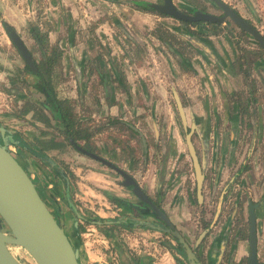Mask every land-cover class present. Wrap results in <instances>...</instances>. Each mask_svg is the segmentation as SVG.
Returning <instances> with one entry per match:
<instances>
[{
    "label": "crops",
    "instance_id": "crops-1",
    "mask_svg": "<svg viewBox=\"0 0 264 264\" xmlns=\"http://www.w3.org/2000/svg\"><path fill=\"white\" fill-rule=\"evenodd\" d=\"M2 1L4 0H0V7H2ZM69 1L49 0L43 6L42 0L39 10L41 16L34 22L32 11L35 9L36 2L26 0L25 7L32 10L30 18L24 20L28 25V32L37 40L41 55L46 47V45L43 46V34L46 42L51 34L57 36L56 44L65 59V67H69L74 73L76 87L83 89L85 85V82L82 83L83 72L88 73L86 77L88 75L90 84L95 88L94 96L87 98L89 105L93 104L90 117L94 121V127L97 125L99 128L98 124L102 120L104 121L108 116L113 117L120 126L136 135L140 144L139 154H137V147L133 143L130 144L137 156L113 162L121 168H128L126 169L128 173L150 199L158 203L177 227L184 232L188 231L186 227L196 225V223L195 225L187 224L191 203L201 201L205 205L216 188L219 189L218 191L222 190L218 187L225 176V168L218 159L221 144L219 127L224 125L227 126H223L225 130L226 128L230 130L235 116L238 117L236 108L227 97L228 92L236 86V81L239 79L233 65L234 49L230 44L228 48L219 36L194 33L186 26L180 27L174 24L169 31L174 33L177 44L172 41L171 49L165 51L161 42V38H164L163 33L166 31L160 25L162 16L150 14L124 0H88L93 7L101 10V14L95 15L90 21L92 24L86 29L79 10L75 7L76 2L71 0V6H68ZM236 1L238 6V0ZM240 1L242 3L237 13L247 20L251 15H257L261 19L260 24L263 25L260 27H264V0ZM14 4L12 2L11 6H15ZM99 15L100 18H98ZM129 26L132 29H128ZM254 26L264 37V32L255 23ZM107 36L109 39L112 38L119 47L105 46ZM26 49L32 64L35 68L38 67L33 53L27 46ZM86 53H88L87 56ZM87 58H90V62ZM0 61L3 65L5 63L9 65L4 60ZM24 63L27 62L24 61ZM32 69L29 67L30 75L37 78ZM0 77H5L2 70H0ZM6 81L9 82L10 79ZM166 88L171 93L172 88L175 89L180 100L181 96L183 97L185 103L183 104L182 100L181 103L187 124L192 122L194 124L192 142L204 173L201 199H197L193 177L185 173L180 175L171 157L174 153L173 147L178 149L179 140L178 130L170 128L168 118H171V113L170 105L167 104ZM6 91L11 94L16 93L10 86ZM76 104L82 105L81 97L77 99ZM164 119L168 120L167 125ZM103 121L101 125L104 124ZM105 131L101 126L96 134L104 137L107 134ZM138 132L142 134L145 146L142 145ZM45 136L50 134L47 133ZM49 139H46L47 143ZM202 139L205 141L202 142ZM106 141V144L111 143L112 139L107 138ZM150 144L153 149H156L155 152L150 149ZM107 149V152L103 151L106 152L105 156L108 155L113 160L120 158L122 151L117 146L110 144ZM53 151L54 149L50 147L46 152L54 155L56 152ZM136 159L139 162H136ZM140 164L146 166V170L142 173H139V169H131L139 168ZM106 178L105 174L96 170L80 176L77 182V190L82 191L80 199L84 202V206L94 211L105 223L104 227H101L105 233L103 234V231H101L102 234L100 233L102 246L98 249V245L94 244L86 248L83 254L84 264H98L108 259V253L111 254L108 248L113 250V254L118 250V254L116 252L115 254L120 261H128L129 258L125 244L123 245L119 239L120 233L118 232V235L117 232L110 231L120 222L114 216L116 203L113 199H122L129 207L138 205L127 188L114 184L115 178L113 180ZM189 182L193 185L191 186ZM255 214L257 217L256 255L260 261H264V220L262 219L264 212L259 211L257 206ZM229 226L227 227L225 222L219 219L205 238L207 242H205L207 244L205 249L218 238L221 252L217 251V256L224 254L229 240L226 236L232 232L231 224ZM143 234L145 233L141 232V235ZM71 235L73 237V232ZM186 235H188L187 232ZM198 251L200 254L201 247ZM246 251L245 240H237L233 259H231L233 264L240 262L246 256ZM207 255L208 253L206 258ZM158 257L154 264H173L163 248ZM214 261L213 264H228V262L224 263L220 257ZM206 264H211L209 258L206 259Z\"/></svg>",
    "mask_w": 264,
    "mask_h": 264
},
{
    "label": "flooded vegetation",
    "instance_id": "flooded-vegetation-1",
    "mask_svg": "<svg viewBox=\"0 0 264 264\" xmlns=\"http://www.w3.org/2000/svg\"><path fill=\"white\" fill-rule=\"evenodd\" d=\"M171 1L177 10H179L180 12L188 16H191L192 12L195 10H199L201 12L212 14L215 16H220L222 14V12H220V14H215L208 7H203V4H197L194 2L191 3L186 0H179L177 1L178 3L177 4L175 3V0H171ZM206 1L208 3H212L209 0H206ZM124 2L132 4V6H135V7L137 6L146 11L147 10L155 11L156 14L163 16V17H170L172 20L175 21V24H179L180 27L186 26V28L193 31L194 33L199 32L200 34L204 33L209 36H215V37L219 36L220 38H222V40L225 39V37L224 35H221V33H219L218 30H220L223 27L227 29L231 25V27L237 29L238 31L235 33V35L241 36L243 38L241 39V41L242 40L244 41L246 39L247 43L249 42V39L247 37L245 38V35L247 36H250V35L244 30L237 27L234 23H232L228 17L223 19V21H221L220 23L213 22L217 24V27L214 30H210V26L206 22H212V21L194 20L192 22H188L185 19H177L173 16L159 13L155 9L150 7V4H153V3L160 4L162 0H124ZM242 18L250 23V21L247 20L246 18L244 17ZM195 22H198V23L200 22V23L195 24ZM3 25L6 27L4 22H3ZM7 27L13 30L10 26H7ZM233 28H229V29H233ZM167 29H165L166 31L165 33H163V37L165 38V40L164 38H161L160 36V38L162 39L161 42H163L162 44H163V48L165 51H167V49H171L170 44L172 41H174L177 44L174 33L172 34L169 31V29L171 28H167ZM5 31H6V28H5ZM17 35L22 41L21 36L19 34ZM7 36H8V32H7ZM252 41L254 40L252 39ZM227 42L228 44H230L229 41ZM10 43L15 47V45L13 44L11 40H10ZM22 43L24 44L23 41ZM254 43L256 42L254 41ZM178 47H180V45ZM227 47L229 48L230 46L227 45ZM15 49L17 50L19 56L21 57L23 61V64H22L23 67L27 71H29L30 66L27 63L26 64L24 63L25 61L24 58L20 55L16 47ZM259 49L264 51L260 47ZM245 50L247 51V53H245V56L243 55L244 53L243 50L242 51L240 50L241 54H238V55L236 52L237 49H234V52H233V59L236 58V60L234 59L233 61V65L236 69V73H237L236 75H238L237 77L239 78L238 80L240 81V85L239 87L236 85L231 91H229L227 97L237 94V102L232 101V104L236 108L238 117L235 116L234 122H232V127L230 128V130L227 128L225 130L224 127H227V126H224V125L219 127L220 128L219 137L221 139V144H220V149L218 151L220 158L218 157V159L219 161H221V163L223 164L225 168V176L223 180H221L220 190L221 189L222 190L219 191L218 193L217 201L215 202L214 210L210 218L205 216V213H203L204 215L201 213L200 216L197 217L195 228L193 227L190 228V229L192 228L197 229V232L195 236L193 237V240H191L189 236L186 235V233H184L183 229H180L171 221L168 214L162 208H160V206H158V203H154L150 199V197L147 195L148 198L161 211H163L166 214L169 221L173 224V227L180 233V235L184 238L185 242L192 249L199 264H206L207 258H209V261L211 262V264H213L215 262L214 260L217 257L218 259L220 257L224 263L228 262V264L229 263L233 264L231 259H233L232 257H233V253L235 250L237 240H240V239L245 240L246 250H247L248 202H250L251 204H254V209H253L254 211L257 209V206H258L259 211L264 212V188L262 189L261 193L257 191L258 186H260V183L264 184V174L262 175L256 172V169L254 166V161L256 159L255 154H253L251 158V163H252L251 165H250V161L248 160L247 154H244L242 159H234V155H233L237 146L239 145L238 137L239 135L243 134L241 125H242V115H245V113L248 118L247 126L250 127L252 131L251 138L253 139L254 136L258 138L262 136L261 129H260L262 125L260 124L261 123L260 120L262 117L264 118V114L261 115L260 111L262 110V112L264 113V96L262 97L260 101H258V104H257L255 95H258L260 93V90L261 92L263 91L264 93V76L261 74L260 70H258L259 75L256 77L255 76L256 74L254 75L251 73L252 72L251 69L252 67L253 68L255 67L254 66L255 63H252L253 66L249 67V65H247L245 62V59L248 57V54L250 55L251 53H256V50L251 49L250 46L245 47ZM56 54L58 53L56 52ZM257 57L261 59L260 61L264 60L263 58L264 55L262 57L261 54L258 55L257 53ZM49 59L50 60L52 59L51 61L53 62L54 55L48 52H44L43 53V69H42L43 74L41 73L40 68L38 67L35 68L34 65H33V69L30 67V69L35 71L34 74H36V76L39 79L38 80L39 84L36 86L33 85V88H35L36 90H38V92L43 94V100H41L38 103V106H39L38 112L35 110V108H32L30 106L27 107V105H25V102L30 103L31 101L30 99L20 98L17 100V98L22 96V94L12 93L13 99H11L10 97L11 107L14 110H16L19 104L24 105L25 107L22 108L23 110L20 111L19 113L20 115L13 114L12 112H8V113L4 112V114L0 113L1 116H5L9 120L7 124L0 122V126L3 128V131H0V144L4 143L6 145L11 155L15 158V160L24 169L26 174L30 177L39 196L44 201H46V203L50 202L52 206L47 204V207L49 208V210L51 211V213L53 214L55 218L60 217L62 219L63 230H64L67 220L61 211L62 205L68 208L70 212L72 213V215L78 220V223L75 222V220L71 222L72 230L75 229L77 226L82 227L81 226L82 224L80 223H85V224H89L90 226H92L91 228H88V230H90L89 234L92 235L97 230H99L100 232L103 231V234H104L105 232L103 228L102 230L101 228L99 229L101 225H103L104 227V224H105L103 222L104 220L100 216H98L94 211H91L90 209H88V207H80L79 205L75 207L74 206L75 202H73L72 200L75 198L80 199V197H82L81 190H76V192L74 190V188L77 187V182H78L79 177L85 176L87 173H89V171L94 172L96 171V169L92 168V166H90L89 164L85 165L83 168H80V166H82L81 164H79V166L72 167V165H68L69 163H67V161L64 160L65 159L64 156H59V154L62 153V151L66 149L68 154L70 153L71 155H73V157L84 158L85 160L91 159V160L100 162L99 160H96L89 154V153H94L98 155L94 148V144H95L94 143V136H95L94 130L97 128V125L94 127V121L91 120L90 115L82 119H79L78 116H76L75 114L76 112H78V108H79V106L76 104L77 99L80 97L81 98L85 97L86 93H88L87 98L90 99V96L93 97L95 94V88L89 87L87 90H85L84 87H82L83 89L76 87L78 91L81 90L80 91L81 94L78 93L77 90L74 89L78 93L77 96H75L76 94L74 95L75 97L70 95V96H66L65 98L61 95H58L57 93H55L56 90H54V87L52 85V79H50V76H49V73L53 67L52 62H49ZM258 65L261 66L262 69H264L263 61L262 63L259 62ZM14 78L15 77H13V75H12V78L11 77L9 78L10 79L9 82L13 85H15V82H16ZM247 78H249L250 80H248ZM259 82H260V86H258ZM14 87H12L11 90L15 89ZM30 87L31 86H29L28 88ZM47 88L51 91L54 98L60 101H64V104L69 107L70 117H71V122H72V125L70 128L64 125L63 121L61 122V120L55 115L54 111L50 108L51 104H50L49 96H48L50 91L49 90L47 91ZM3 91H0V92H3ZM69 91H71V89H69ZM171 96H172V93H171ZM1 97L3 99L4 98L6 99L7 95H3V93H0V98ZM242 97L244 99L240 100L239 98H242ZM69 99H72V100L70 101ZM172 99H173V96H172ZM181 100L184 104L185 101L182 96H181ZM242 101H244L243 105L241 103ZM249 103H251V105L253 104V106H250ZM80 109H83V108L81 107ZM176 113H177V109H176ZM28 114H30L31 116L35 115L33 117L36 118L37 121H35L34 124L39 125L38 128L36 129L31 128V127L28 128V127H25V123H22L23 119L21 117L23 116L27 117L26 115ZM177 116H178V113H177ZM178 121H179V126L182 129L179 116H178ZM101 122L98 124V127L102 126L106 130L105 132L107 134L103 138L105 140L107 139V137L111 139L112 131L114 132V131H118L119 129L120 130L122 129L121 126H119L118 121H116L113 117L108 116L107 118H105L103 121L104 122L103 125H101ZM46 125L52 128L54 127L53 128L54 130L46 129L45 127ZM47 130L48 131L51 130V133L54 135L52 137L56 136L54 140L53 138H50L49 143H47V140H43V135L47 133L50 134V132H48ZM79 133L82 135V137H79L80 135ZM184 134L185 133H183V140H184ZM193 136L194 135L192 132L191 141H192ZM201 141L204 142L205 139H202ZM252 142L253 140H250L247 146L248 148L250 147L249 148L250 150L254 151V150L260 149V147H256L252 145L251 144ZM184 144H185V140H184ZM262 144H263L262 152L264 153V137L262 138ZM47 146L48 148L51 147L52 149H54L53 152H56L55 155H58V157L60 158L59 162L56 160H53L50 154L46 152L48 149V148L46 149ZM80 149H83L85 152L81 151ZM103 159L109 161L113 165L117 166L118 168L128 173L126 169L121 168L120 166L113 163L112 161L106 158H103ZM198 161L199 163H201L199 159ZM81 163H83V161ZM190 165H191V160H190ZM67 168H71V169L69 170ZM248 168L252 169V170L249 169V171L251 174V179L253 180V183H252L253 185L247 188L248 196H244L245 194H243V197H242V194H241L242 188H243L242 186L244 184L243 172L245 173L248 170ZM191 170H192V165H191ZM250 174H247V175L249 176ZM74 179H75L76 186L73 184ZM203 179H204V173H203ZM86 186H89V185H86ZM194 187H195V183H194ZM125 188L130 190L129 187H125ZM130 193L133 196L138 206L129 207L125 202H123L122 199H119L121 204L120 205L118 204L115 206L114 216H115V219L119 220L120 222H118L114 226V228H111L110 230L113 233L117 232L118 235L120 233L119 239L123 242V245L125 244L127 248V249L125 248V250L128 253V257H129L128 261L127 260L120 261L117 256L118 250L114 248L117 254H115V252L113 254L112 253L113 250H111L110 248L108 251H111V254L108 253V259H106L107 260L106 264H154L159 259L158 256L160 255L162 248L164 249V251H166L168 256L171 258L173 264H188L184 251H183V247L170 234L169 232L170 229L168 228V226L161 219H159L158 216L155 215L150 210V208L146 206V204L140 203L139 200L135 198V196L132 194L131 191ZM257 193L258 195H256ZM251 194H255L257 196L256 199L255 198L253 199L251 197ZM201 195H202V192H201ZM230 196H232V200L231 202L229 201L226 204L227 206L231 205L230 206L231 210L228 213L226 212V215L228 214L227 216H224L223 215L224 210L227 209L226 206L224 205L225 204L224 200L225 198H227L228 200L231 199ZM242 198H244L243 201H242ZM67 200H69L72 203L75 210H72V208L68 205ZM51 207H53L54 212L51 210ZM77 213L78 214L82 213L80 214L82 218H80L77 215ZM83 213H87L85 217ZM240 214L241 216L242 214L244 215V220H243L244 222L238 221V219H240L239 218ZM58 215L60 216L58 217ZM219 219H224L223 221L225 222L227 227H230L229 224H231L232 232L228 236H226L229 238L226 251L223 252L224 254L222 255L219 254L217 256V251L221 249V246L218 245V238L214 239V241L211 242L209 248L207 249H205L207 246L206 244L207 242L205 241L206 240L205 238L211 232V229L213 228V226ZM95 220H99L101 221V223L96 224L93 222ZM196 226L197 227L200 226V228L198 227L199 228L198 229ZM256 226H257V220H256ZM141 232H144L145 234L141 235ZM202 232L204 233L201 236L200 234ZM10 246L11 245L7 246V248L9 252L13 255V257L18 261L19 264H25L23 260H21L16 254H14L11 251ZM200 247L202 251L199 254L198 248ZM219 252H221V250ZM207 253L208 255L206 258ZM79 261H81L82 263V260H79ZM234 264H247L246 256L242 258L240 262L234 263Z\"/></svg>",
    "mask_w": 264,
    "mask_h": 264
},
{
    "label": "rangeland",
    "instance_id": "rangeland-1",
    "mask_svg": "<svg viewBox=\"0 0 264 264\" xmlns=\"http://www.w3.org/2000/svg\"><path fill=\"white\" fill-rule=\"evenodd\" d=\"M25 1L26 0H4L1 3L2 7H0V60H4L5 62H7L9 65H7L6 63L3 65L2 62L0 61V70L4 71V75L5 77H0V93H3V95H7L6 99L4 98H0V113H8V112H12L13 114H19L21 110H23L22 108H24V105H20L16 108V110H14L11 107V99H13V94L8 93L6 91L7 87L10 86V88L14 87L16 93L18 94H22V96H18L22 99H30V103L25 102V105L30 106L32 108H35V110L38 112V103L43 100V94H41L40 92H38V90H36L35 88H33V85H38L39 84V79L38 77L36 78L35 76L30 75V72L27 71L24 67H23V61L21 59V57L19 56L17 50L15 49V47L10 43V40L7 36V32L5 31V26L3 25V22L6 26H10L13 30H15L17 32V34H19L22 38V41L25 43V45L27 46V48L29 49V51L31 53H33V58L36 61L38 67L41 69V73L43 74V55L40 54L41 49L38 48V43L37 40L35 38H32L30 35V32H28V25L26 24V22H24L25 19H29L30 18V11H32L31 9L29 10V8L25 7ZM49 0H43V6L45 5V2H47ZM76 2L75 7L79 10L80 13V18L82 19V21L84 22L85 27L84 28H88V26L90 24H92L90 21L93 20L92 18L95 17V15L97 14H101V10L99 8H96L95 6L93 7L92 3L89 2L88 0H74ZM177 1L179 0H175V3H177ZM188 2L191 3H197V4H203V7H208L211 11H213L215 14H220L221 10L219 8H217L216 6L213 5V3H208L206 0H186ZM223 2H225L227 5H229L232 9H234L236 12L240 9L241 7V1L238 0V6H237V1L236 0H222ZM14 2L15 6H11V3ZM36 2V6L34 11H32V21L35 22L36 18L41 16V13L39 14V10L41 8V2L42 0H35ZM200 2V3H199ZM202 2V3H201ZM70 3L68 6H71V0L68 2ZM178 4V3H177ZM207 4V5H206ZM240 4V5H239ZM132 5V4H130ZM129 7H132L130 6ZM14 7V8H13ZM129 11L131 12L130 8ZM148 12H150V14L153 15H158L156 14L155 11L152 10H147ZM60 12V11H59ZM245 15V14H244ZM246 17V16H245ZM100 18V15L99 17ZM249 21L251 24L257 25L258 28H260L263 32H264V27H260V25H262V23L260 24V20L258 18V16H254L251 15L249 18ZM253 20V22L251 20ZM160 21L162 23H160L161 26H163L165 29L167 28H172V26H174L175 21L172 20L170 17H160ZM179 26V24H178ZM263 26V25H262ZM113 28V27H112ZM128 29H132L131 26L127 27ZM229 28H233L230 27ZM225 29L224 27L221 28L219 31V33H221V35H224L225 39H223V42L228 45V42H230L231 47H233V49H237V55L241 54V51L243 50V55L245 56V53H247V51L245 50V47H249L251 49L256 50V53H251L250 55L248 54V57L245 59V62L247 65L253 66L252 63L254 64V68L252 67V74H256L255 76L257 77L259 75V71L261 72V74L264 76V69L261 68V66L258 65V63H264V60L260 61L261 59L259 57H257V53L258 55L261 54V56L263 57L264 55V51H262L261 49H259V46L254 43V41H252L250 36L245 35V38L247 37L249 39V42L247 43L246 39L243 41H241V39H243L241 36H236L235 33L238 32L237 29L233 28V29ZM114 32V29H113ZM223 33V34H222ZM58 38L55 35L51 34V37L49 38L48 42H46V47L43 49L44 52H48V53H52L54 55V59L52 62V69L49 73L50 79H52V85L54 87L55 93H57L58 95H61L63 97L66 98V96H77L78 93L81 94V92L78 91V89L75 86V82H74V73L73 71H71L69 69V67H65V59L63 58L62 54H61V50H59L58 45L56 43H58ZM104 40V39H103ZM106 43L105 46H114L115 48H118L119 46L115 44V42L113 41L112 38H108V36L106 37ZM104 40V41H105ZM50 41V42H49ZM111 42V43H109ZM103 46V45H101ZM245 46V47H244ZM241 50V51H240ZM258 51V52H257ZM56 52L58 54H56ZM56 54V55H55ZM235 54V53H234ZM88 55V53H86V56ZM232 58V57H231ZM264 58V57H263ZM14 59L12 62L11 60ZM88 62H90V58H87ZM236 60V58H234ZM233 59V61H234ZM16 61V63H15ZM17 64V65H16ZM88 64V63H87ZM83 78L85 82L84 88L85 90H87L89 87H93L92 84H90L89 82V77L86 74L88 73H84L83 72ZM15 77L14 79L16 80L15 85L9 84L8 81H6L8 78H12ZM250 76V75H248ZM250 78V77H249ZM249 78H247L248 80H250ZM263 80V79H262ZM236 85L239 87L240 85V81L237 80L236 81ZM29 86H31L30 88H28ZM258 86H260V82L258 83ZM69 89H71V91H69ZM77 90V92L75 90ZM8 93V94H7ZM76 94V95H75ZM75 95V96H74ZM88 93H86L85 97H82V105L79 104V108H78V112H76V116H78L79 119H82L86 116L90 115V111L91 108L93 107V104H91V106L89 105V101L87 99ZM166 96L168 99V105H170V113H171V118L169 119V124H170V128H174L178 130V149L177 147H173V151L174 153L171 155L172 159H174L173 162H175L176 167H177V171L180 175H182L183 173H185V175H190L191 177H193V173L191 170V165H190V160L189 157L187 155L186 152V148H185V144H184V140H183V130L180 128L179 126V121H178V116L176 113V109H175V104L173 102L172 96H171V92L167 90L166 88ZM264 96L263 91L258 95H255V99L257 100V104L258 101H260L262 99V97ZM11 97V99H10ZM229 102L232 101H236L237 102V94L236 95H231L228 97ZM240 100H243L244 98H239ZM70 101L72 99H69ZM242 101V105H243ZM250 102V101H249ZM250 106H253V104L251 105V103H249ZM83 109H80V108ZM171 110H173L171 112ZM260 114L263 115L264 113L262 112V110L260 111ZM20 115V114H19ZM27 117H21L22 123H25V127H31V128H38L39 125H35L34 122L37 121L36 118H34L33 116H31L30 114L26 115ZM261 117V116H260ZM247 115L245 113V115H242V132L243 134L239 135V145L237 146L235 152H234V159H242L244 154L248 155V160L250 161V165L251 163V158L253 156V154H255V161H254V166L256 169L257 173L260 174H264V153L262 152V138L264 137V118H261V125L262 127L261 129V137H256L254 136V138H251V128L247 126ZM21 121V120H20ZM167 121V122H166ZM0 122L7 124L9 122L8 118L5 116H1L0 115ZM165 124L167 125L168 120L164 119ZM221 122V120L219 121ZM21 123V124H22ZM120 126V124H119ZM43 127V126H42ZM46 129H52L54 130L52 127L50 126H45ZM116 127V126H115ZM121 130L119 129L118 131H112V135H111V139H113L111 141V143H107L106 144V140L103 139L104 137L101 135H97L96 132L97 130L99 131V128H96L97 130H94V148L95 151L98 155H100V157L102 158H106L110 161H121L122 158L126 157H133V156H137L136 154H134V149H132V147H130V144L133 143V145H135L137 147V154H139V142H138V138L136 137V135H133L132 133H130V131L127 128H124L121 126ZM48 131V130H47ZM50 132V136H43V140L53 138V140L56 138L52 137L54 136L51 133V130L48 131ZM122 135V136H120ZM108 138V137H107ZM137 138V139H136ZM110 139V138H109ZM250 140H253V142L251 143L252 145L256 146V147H260V149L257 150H250L247 146L250 142ZM110 144L112 146H117L119 148L120 151H122V153L120 154V158L113 160L110 156H105V153L107 152V148H109ZM107 145V146H106ZM250 145V146H252ZM150 149L155 152L156 149H153L152 145L150 144ZM106 152H103V151ZM50 154V153H49ZM51 158L53 160H56L59 162V157L58 155H51ZM59 156H64V160L67 161V163H69L68 165H72V167L74 166H79V164H81L82 166H80V168H83L85 165L89 164L90 166H92V168L96 169L97 171H100L101 173L105 174V177H107L106 179H112L115 178L113 180L114 184H119L121 177L115 172L113 171L111 168L101 164L98 161H94V160H85L84 158H78V157H73V155H71L70 153L68 154V152L65 150L62 151V153L59 154ZM79 160V161H77ZM83 161V163H81ZM136 162H139L136 159ZM115 163V162H113ZM141 166H139V168H131V169H139V173H142L143 171L146 170V166H144L143 164H140ZM258 167V168H257ZM252 168V167H251ZM248 168V170L244 173L243 172V176H244V184H243V188H242V197L243 194H245L244 196H248V189L249 187H251L253 184V180L251 179V174ZM67 169H71V168H67ZM124 169H128V168H124ZM130 169V168H129ZM252 170V169H251ZM78 171V170H76ZM130 171V170H129ZM83 172V171H82ZM81 172V173H82ZM247 174H250L249 176ZM190 183V182H189ZM188 183V184H189ZM193 183H194V178H193ZM193 183H190V185L192 186ZM203 183V182H202ZM73 184L76 186L75 184V179ZM85 185V184H84ZM120 185V184H119ZM91 186V185H90ZM221 188V187H218ZM264 188V184L260 183V186H258L257 191L259 193H261L262 189ZM75 192L77 190V187L74 188ZM128 190V189H127ZM219 189H215V191L213 192V195L210 197V199L208 200V202L204 205L203 202L200 201V203L194 202L191 203L192 207L191 209H189V219H187V224L188 223H193V225H195L196 221H197V217L200 216V214L205 213L207 215L208 218H210L213 210H214V205L215 202L217 201V196H218V191ZM129 194L130 190H128ZM207 192V191H206ZM258 195V193L256 194ZM255 194H251V197L254 199H256ZM231 199H227L225 198L224 202H225V206H226V210H224L223 215H226V212L228 213L231 209L230 206H227V202H231L232 200V196H230ZM244 198H242L243 201ZM73 202H75L74 206L76 207L77 205H79L80 207H85L84 206V202L81 201V199L75 198L72 199ZM48 205H51L50 202H47ZM52 206V205H51ZM190 208V207H189ZM51 210L54 212L53 207H51ZM63 215L65 216L67 222L66 225L64 227V231L66 233V235L68 236L69 239H71L72 244L74 245L75 248H77L78 250V258L79 260H82V263L80 261L81 264H84V258H83V254L86 252V248L92 247V245L96 244L98 245L97 248L99 249L100 246H102L101 242H100V238H101V234L102 232H100L99 230H97L95 233L88 234L90 230H88V228H91L92 226H90L89 224H85V223H80L82 224V231H80L77 235L78 237V241L72 237V232L73 230L71 229V222L73 220H75V222L78 223V220L72 215V213L70 212V210L66 207H64V205H62V209H61ZM82 214V213H80ZM87 213H83L84 217L86 216ZM204 215V214H203ZM60 215H58L59 217ZM63 216V217H64ZM92 216V215H91ZM60 218V217H59ZM240 219H238V221H242L244 222V215L240 214ZM264 220V217L262 218ZM224 219H222L223 221ZM258 222H262V220H258ZM1 226L3 227V229H5L3 223L0 221ZM235 224V222H234ZM189 225V224H188ZM103 226H100L99 228H101ZM192 226L189 225L188 231H186L189 235V238L191 240H193V237L195 236L197 229H193L195 228L193 226L192 229H190ZM197 227V226H196ZM200 228V226H198ZM197 227V228H198ZM198 228V229H199ZM102 229V228H101ZM184 232V233H186ZM101 233V234H100ZM11 251L16 254L21 260H23V262L25 264H35L34 261L31 259V257L20 247L17 246H10ZM103 249V248H101ZM110 248H108L107 250H109ZM107 260L101 261L98 264H106Z\"/></svg>",
    "mask_w": 264,
    "mask_h": 264
},
{
    "label": "water",
    "instance_id": "water-1",
    "mask_svg": "<svg viewBox=\"0 0 264 264\" xmlns=\"http://www.w3.org/2000/svg\"><path fill=\"white\" fill-rule=\"evenodd\" d=\"M209 1L221 10L222 14L220 16L204 13L199 10L193 11L192 15L188 16L177 10L171 0H162L160 4H150V7L159 13L173 16L177 19H185L188 22L203 20L220 23L228 17L237 27L247 32L257 45L264 50V37L252 24L243 19L222 0ZM5 28L20 55L33 68L27 49L17 33L7 26ZM171 91L180 124L185 133V146L191 160L196 196L197 199H201L203 171L191 141L194 124L192 122L187 125L180 99L175 89L172 88ZM0 131H3L1 126ZM139 137L142 145L145 146L142 134L139 133ZM80 150L85 152L83 149ZM89 154L121 176L120 186L129 187L135 198L140 203L146 204L168 226L170 234L183 247L188 264H199L192 249L173 227L166 214L148 198L147 194L139 187L133 177L100 156L94 153ZM67 203L72 210H75L69 200H67ZM253 209L254 204L248 202L246 259L247 264H264V261H259L256 256V214ZM77 215L82 218L80 214L77 213ZM0 221L5 227L3 229L0 224V264H19L9 252L7 248L9 245L22 248L35 264H80L78 250L71 243V239L65 234L62 227V219L53 216L47 207L46 201L37 193L30 177L11 155L4 143L0 144ZM93 222L96 224L101 223L99 220ZM203 233L200 235L202 236ZM73 237L78 241L75 229H73Z\"/></svg>",
    "mask_w": 264,
    "mask_h": 264
},
{
    "label": "trees",
    "instance_id": "trees-1",
    "mask_svg": "<svg viewBox=\"0 0 264 264\" xmlns=\"http://www.w3.org/2000/svg\"><path fill=\"white\" fill-rule=\"evenodd\" d=\"M197 23L198 22H195V24H197ZM206 23L210 26V30H214L217 27L216 23H213V22H206ZM44 36L45 35L43 34V46L46 45V39L44 38ZM39 40H40V38H39ZM51 60L49 59V62H52ZM48 90L49 89L47 88V91ZM48 96H49V101L51 104L50 108L54 111L55 115L61 120V122L63 121V124L70 128L72 125V122H71L69 107L64 104V101H60V100H57L56 98H54L51 91L49 92ZM79 137H82V135L80 134ZM113 202L116 203V205L121 204L120 200L117 198L113 199ZM75 231H76V234H78L80 231H82V227L77 226L75 228ZM71 243H72V241H71Z\"/></svg>",
    "mask_w": 264,
    "mask_h": 264
},
{
    "label": "built area",
    "instance_id": "built-area-1",
    "mask_svg": "<svg viewBox=\"0 0 264 264\" xmlns=\"http://www.w3.org/2000/svg\"><path fill=\"white\" fill-rule=\"evenodd\" d=\"M89 234V233H88Z\"/></svg>",
    "mask_w": 264,
    "mask_h": 264
}]
</instances>
